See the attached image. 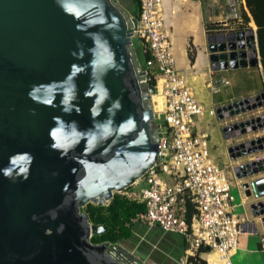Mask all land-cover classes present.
Segmentation results:
<instances>
[{
	"label": "water",
	"instance_id": "water-1",
	"mask_svg": "<svg viewBox=\"0 0 264 264\" xmlns=\"http://www.w3.org/2000/svg\"><path fill=\"white\" fill-rule=\"evenodd\" d=\"M136 25L118 0H0V264H151L92 244L105 228L81 212L157 160L155 90L141 83ZM255 37L207 35L211 71L261 69ZM262 108L264 91L218 107L225 141L263 130L264 116L231 121ZM263 152L264 137L227 148L232 161ZM232 172L264 231V175L254 179L264 158Z\"/></svg>",
	"mask_w": 264,
	"mask_h": 264
},
{
	"label": "built area",
	"instance_id": "built-area-1",
	"mask_svg": "<svg viewBox=\"0 0 264 264\" xmlns=\"http://www.w3.org/2000/svg\"><path fill=\"white\" fill-rule=\"evenodd\" d=\"M162 1L139 0L138 16L133 17L137 25L131 37L149 54L144 65L138 63L142 85L146 90L154 88L155 95L163 98L160 109L151 107L157 160L130 188L141 184L144 187L128 188L120 195L144 205V211L130 219L129 225H140L147 230L158 228L163 233L183 238L185 264L200 260L204 264H231L237 238L249 229V223L234 213L230 182V176L234 178L233 167H220L211 155L209 136L195 131L196 119L206 110L196 99L187 79L175 68L170 36L160 12ZM211 1L215 5L224 4L227 13L220 23L226 29L225 32L214 29L208 35L255 31L243 0ZM241 8L250 19L247 25L242 19ZM254 43L257 44L256 37ZM228 86L229 81L225 78L206 84L213 95ZM216 109L207 110L208 116L217 117ZM223 123L224 127L229 125V122ZM259 133L252 139L264 137ZM252 157V161H259L264 158V152ZM261 244L264 245V231Z\"/></svg>",
	"mask_w": 264,
	"mask_h": 264
},
{
	"label": "crops",
	"instance_id": "crops-1",
	"mask_svg": "<svg viewBox=\"0 0 264 264\" xmlns=\"http://www.w3.org/2000/svg\"><path fill=\"white\" fill-rule=\"evenodd\" d=\"M206 2V0H163L160 12L163 18L164 28L170 36L171 52L173 55L175 68L183 77L187 79L188 83L192 87L196 99L203 106L208 105L209 107L206 109L209 110L210 108H217V106L219 107L226 105L230 103L231 100L226 103L217 102V104H215L213 100H209V94L207 93V91L209 90L207 89L206 84L209 81H215L219 78L225 77L218 72L211 71L210 69L206 40L208 32L206 26L212 24L214 25L220 22L226 12L225 14H222V12L220 11L217 12L215 10H211L209 9V3L206 4ZM118 3L122 7L127 9L130 16H132L131 13L134 10L132 0H118ZM191 57L193 58V61H191ZM261 84L262 89H264V80ZM228 87L224 91H228ZM254 95L257 94L251 91L249 97ZM203 118L204 115L196 119L195 131L198 134L205 133L209 136L210 151L212 157L214 158L213 153L215 152L212 149V144L214 145V142L220 138L221 134L217 127H210V125L208 124L206 126H202L201 121L203 120ZM218 123V125L220 126V131L222 133L221 128L224 127V123L221 121H219ZM235 141H239L238 143H240L242 139ZM222 153L223 154H217L220 156H224V151H222ZM225 153L228 157L227 150ZM253 159L254 157L251 156L247 159L238 161V163H235L234 165L236 166L239 164H243L247 161H252ZM263 175L264 174L258 175L254 177V179ZM234 188L237 191L235 204L233 205L235 206L234 210L238 211V213L235 214L249 223V229L239 236L241 244H239V246L232 253L231 264H264V245L261 244L262 234H259L257 227V223L260 224V221L258 219H253L251 217V213H248L250 212L249 205L250 203H252V199H247L243 191H240L235 184ZM261 230V233H263L262 226ZM153 231L157 230L153 228L151 230H148V233H151ZM162 235L163 236H160L159 239L156 240L155 244H150L151 250L148 254V256L150 257V259H148L149 262L151 264H185L186 260L184 251L186 249V245L183 241V238L170 233H163ZM161 240L166 242V244H163V247L161 246L159 248L160 242H162ZM157 251L159 252L158 255L167 258L168 262H160L158 257H155L153 255V253ZM164 254L167 256H165ZM141 255V257H144V254Z\"/></svg>",
	"mask_w": 264,
	"mask_h": 264
},
{
	"label": "rangeland",
	"instance_id": "rangeland-1",
	"mask_svg": "<svg viewBox=\"0 0 264 264\" xmlns=\"http://www.w3.org/2000/svg\"><path fill=\"white\" fill-rule=\"evenodd\" d=\"M206 1H207L206 4L209 3V9L215 10L217 12L220 11V12H222V14H225V12L227 13V10H226V8H225V6H224V4L222 2L219 5H215V4L212 3L211 0H206ZM242 11L243 10L241 8V12ZM215 25H216V28H218V29H220L222 31L226 29V28H224L222 26V23H220V22L216 23ZM255 31H256V28H255ZM223 32H225V31H223ZM132 42L134 44L133 52L135 53L134 47L137 48V44H136V42L134 40ZM137 61H138V59H137ZM139 61L141 62V65H144V60H142L140 58ZM139 61H138V63H139ZM220 74L222 76H224L229 81L230 85L228 87V91L222 90L218 95H212L211 93H209L210 91H207V93L209 94V100L210 101L213 100V102L215 104H217V102H225L226 103V102H228L230 100H231L230 103H233V102H236V101H239V100L250 98L249 94H250L251 91L255 92L257 95L260 92L264 91V89H262V84H261L263 79H262V71H261L260 68L228 70V71L220 72ZM259 75H260V79H259ZM260 80H261V82H260ZM254 96H256V95H254ZM254 96H251V97H254ZM149 105H150V107H152V102L151 101L149 102ZM208 107H209L208 105L204 106L206 112L204 114L203 120L201 121V124H202V126H206L208 124V125H210V127L211 126L217 127L219 129L220 134H221L220 138L214 142V145L212 144V147H213L212 149L215 152V153H213L215 162L220 167L229 166V168H232V167L235 166L234 164L235 163L237 164L238 161H240V160H236V161L230 160L229 157H227L225 152L227 150V147H230V146L238 143L239 141H237V142L234 141V140L225 141V139H224V137H223V135H222V133L220 131V126L218 125L219 124L218 123L219 120H218L217 117L208 116L207 109H206ZM214 107H216V106H214ZM214 109H216V108H214ZM262 116H264V108L257 109L255 111L250 112V113L237 116L236 118H234L231 121L232 122H235V121L239 122V121H245V120H249V119L256 118V117H262ZM254 134H256V133H253V134H250L248 136L243 137L242 141H246L248 139H252ZM259 134L264 136V129L262 131L260 130ZM222 151H224V156H220V155L217 154V153L223 154ZM243 161H245V160H243ZM230 182H231L232 187H233V188H231V195L233 197V204H235V198H236V191L237 190H235L234 184L237 186V188L240 191H242L241 184L237 180H235L232 176H230ZM142 187H144L143 184L140 185L139 187L137 186V187L130 188V189L136 190L137 188L140 189ZM234 213L237 214L238 211L235 210ZM248 213L250 214V212H248ZM257 227H258L259 234L261 235L262 234L261 233L262 232L261 224L257 223ZM139 230H138V233H137V235L135 236V238L133 240H130V241H127V242H123V243H119L117 245L119 247H121L122 249H124L125 251H127L128 253H130L131 255H133L136 259H138L139 262L144 263L146 261H149L148 259H150V257L148 256L149 251L151 250L150 244H155L156 240L159 239V238H156L155 242H154V236L150 235L148 233V230L145 227L140 226ZM161 241L162 242H160L159 248L161 246L163 247V244H166V242H164L163 240H161ZM239 244H241V242H240V239L237 238L236 247H238ZM154 251H156V250H154ZM141 254H144V257H141L142 256ZM158 254H159L158 251H157V253H153V255L155 257H158L160 262L161 261H167L168 262L167 258H165V257H163L161 255H158ZM165 256H167V255H165ZM141 258H145V260L143 261Z\"/></svg>",
	"mask_w": 264,
	"mask_h": 264
},
{
	"label": "trees",
	"instance_id": "trees-1",
	"mask_svg": "<svg viewBox=\"0 0 264 264\" xmlns=\"http://www.w3.org/2000/svg\"><path fill=\"white\" fill-rule=\"evenodd\" d=\"M244 6L248 11V14L252 20L253 28L256 27V39L259 52V61L261 64L262 78L264 80V0H243ZM134 10L131 13L132 17L137 18L139 11V0H132ZM242 19L247 25L250 21L248 15L243 10ZM207 32L218 29L216 25H207ZM136 58L146 60L149 58V54L146 50L141 49L139 46L134 47ZM193 61V58H190ZM141 65V62L139 61ZM142 66V65H141ZM154 84V81H153ZM144 211V205L136 202L129 201L126 197L120 194H114L113 198L106 205H93L87 204L81 212H83L89 223L96 226H103L105 232L102 235H93L90 239L92 244H101L109 242L112 245L127 242L133 240L138 233L140 225H129L130 219L135 217L136 214ZM191 209L189 208V215ZM157 231L149 233L154 236V242L156 238L163 236V232L155 228ZM140 231V230H139ZM184 241V240H183ZM185 243V242H184ZM186 245V244H185ZM157 253V252H155ZM192 258L189 259V262ZM205 262L200 260L193 262L192 264H204Z\"/></svg>",
	"mask_w": 264,
	"mask_h": 264
},
{
	"label": "bare ground",
	"instance_id": "bare-ground-1",
	"mask_svg": "<svg viewBox=\"0 0 264 264\" xmlns=\"http://www.w3.org/2000/svg\"><path fill=\"white\" fill-rule=\"evenodd\" d=\"M150 101L152 102V106H154L155 109L158 110V109H160V106H161V103L163 101V98L160 95H154V96L151 97Z\"/></svg>",
	"mask_w": 264,
	"mask_h": 264
},
{
	"label": "flooded vegetation",
	"instance_id": "flooded-vegetation-1",
	"mask_svg": "<svg viewBox=\"0 0 264 264\" xmlns=\"http://www.w3.org/2000/svg\"><path fill=\"white\" fill-rule=\"evenodd\" d=\"M112 246V244H110Z\"/></svg>",
	"mask_w": 264,
	"mask_h": 264
}]
</instances>
